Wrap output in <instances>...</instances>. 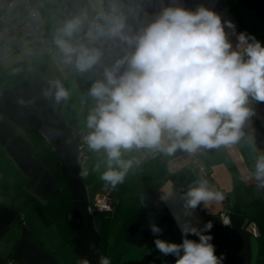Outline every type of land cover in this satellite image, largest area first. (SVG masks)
Here are the masks:
<instances>
[{
	"label": "crops",
	"instance_id": "0c3cea01",
	"mask_svg": "<svg viewBox=\"0 0 264 264\" xmlns=\"http://www.w3.org/2000/svg\"><path fill=\"white\" fill-rule=\"evenodd\" d=\"M75 3L76 0H54L39 17L49 46L54 28L74 9ZM130 3L137 11L150 8L148 22L165 6L195 10L203 5L220 15L222 21L230 20L235 25V34L225 29L233 45L240 32L254 36L264 45V0H130ZM116 43L104 44L101 63L86 73L72 70L62 73L53 62L49 47L38 43L29 58L25 51H20L0 62V264L8 257L11 264H78L85 258L90 264H98L103 216L92 212L90 204L107 190L114 198L107 230L112 264H141L151 254L158 255L163 264H175L177 258L162 254L155 240L182 243L180 224L184 222L202 231L211 222V229L204 234L212 237L210 243L217 257H222V264H255L257 250L253 236L245 229L244 217L230 209L234 201L232 169L245 183L254 182L248 177L256 154L264 153V103H252L253 115L245 126L246 136L255 138L256 152L241 141L231 148L191 155L180 151L171 157L134 153L142 158L141 165L116 187L106 185L99 173L80 175L78 143L81 132H86V117L94 104L88 91L102 77L104 67L114 63L111 51ZM53 78L61 79L71 94L68 101L59 105L42 95L47 81ZM21 100L26 103L21 104ZM30 131L50 146L69 184L76 226L72 244L63 246L55 227H45L21 197L13 199L3 194L22 188L45 202L59 191L53 173L35 154ZM198 154L210 169L203 179L213 190L222 192L225 199L207 207L201 203L188 210L184 193L200 180L191 166ZM103 160L102 154L89 151L85 164L91 169L101 163L103 171ZM159 177L162 178L158 180ZM165 190L172 194L162 199ZM260 193L264 199V190ZM225 208L230 218L228 225L220 217ZM153 224L162 231L154 234ZM187 238L199 241L196 235L189 234Z\"/></svg>",
	"mask_w": 264,
	"mask_h": 264
},
{
	"label": "clouds",
	"instance_id": "9594fccd",
	"mask_svg": "<svg viewBox=\"0 0 264 264\" xmlns=\"http://www.w3.org/2000/svg\"><path fill=\"white\" fill-rule=\"evenodd\" d=\"M130 15L139 18L130 0H76L51 36L49 54L62 73H86L99 65L104 44L126 46L88 91L94 104L83 141L88 151L103 155L104 168L101 171V163H96L89 169L82 163L80 175L99 173L106 185L116 187L141 165L142 158L134 153L191 155L231 148L241 141L256 152L255 138L246 136L245 126L253 115L252 103H264V45L244 32L236 34L233 45L225 29L235 34V25L203 5L195 10L165 6L135 30ZM42 95L59 105L71 94L61 79L53 78ZM248 179L264 190V153L256 154ZM171 194L165 190L162 199ZM184 198L185 208L191 210L201 203L207 207L221 202L225 196L200 179ZM211 227L209 222L202 231L184 222L182 243L157 238L155 246L162 254L175 256V264H222L212 237L204 234ZM151 231L162 230L153 224ZM189 234L199 241L187 238ZM78 264L90 261L85 258ZM98 264L112 262L101 255Z\"/></svg>",
	"mask_w": 264,
	"mask_h": 264
},
{
	"label": "trees",
	"instance_id": "16d2710c",
	"mask_svg": "<svg viewBox=\"0 0 264 264\" xmlns=\"http://www.w3.org/2000/svg\"><path fill=\"white\" fill-rule=\"evenodd\" d=\"M54 0H47L42 7V14ZM139 18L133 15L129 19V24L133 30L147 23L150 17V8L145 7L138 11ZM126 51V46L116 43L111 51L114 60L120 58ZM34 141L35 154L41 159L44 166L48 167L59 185V191L43 202L24 189L12 192H3L4 195L11 198L21 197L23 203L28 209L34 212L45 227H55L62 245L72 244V239L76 233L74 214L72 209L71 191L67 179L58 164L57 158L49 145L36 133L30 131ZM163 177V176H162ZM162 177H159L158 180ZM233 177V197L234 201L230 209L240 213L244 219L246 227L253 223L258 228V235L255 236L257 242V254L255 264H264V199H262L260 190L255 187V182L245 183L235 169H232ZM102 224L100 226L99 253L110 258V243L107 235L110 222L109 213H100ZM10 260V257H8ZM141 264H163L161 258L156 254L148 255Z\"/></svg>",
	"mask_w": 264,
	"mask_h": 264
},
{
	"label": "built area",
	"instance_id": "2783aa9c",
	"mask_svg": "<svg viewBox=\"0 0 264 264\" xmlns=\"http://www.w3.org/2000/svg\"><path fill=\"white\" fill-rule=\"evenodd\" d=\"M46 2L47 0H0V62L20 51H25L26 57L29 58L33 54V46L37 43L45 48L49 47L47 35L39 22L42 7ZM34 13L38 18L34 17ZM85 133L81 132L78 143L81 164L89 160V151L83 141ZM191 166L198 179H203L210 172L200 154L193 157ZM113 207L114 198L110 190L96 196L90 204V210L96 213L112 212ZM220 217L230 222L227 208L220 213ZM245 229L254 237L258 235V228L253 223L248 224ZM11 262L7 259L4 264Z\"/></svg>",
	"mask_w": 264,
	"mask_h": 264
},
{
	"label": "rangeland",
	"instance_id": "374dc122",
	"mask_svg": "<svg viewBox=\"0 0 264 264\" xmlns=\"http://www.w3.org/2000/svg\"><path fill=\"white\" fill-rule=\"evenodd\" d=\"M252 242H253L254 249L257 250V242H256L255 237L252 238Z\"/></svg>",
	"mask_w": 264,
	"mask_h": 264
}]
</instances>
